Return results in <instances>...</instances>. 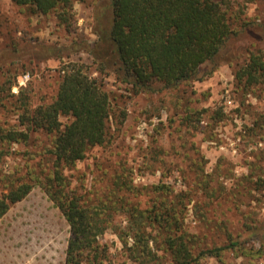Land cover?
Returning <instances> with one entry per match:
<instances>
[{
    "label": "rangeland",
    "instance_id": "1",
    "mask_svg": "<svg viewBox=\"0 0 264 264\" xmlns=\"http://www.w3.org/2000/svg\"><path fill=\"white\" fill-rule=\"evenodd\" d=\"M229 1L234 26L245 21L259 26L230 40L226 53L232 51L231 60L175 88L135 93L112 69L100 72L86 48L97 40L96 16H109V0H74L65 22L55 11L33 13L28 6L0 0V50L9 54L0 58L1 128L24 130L23 113L51 103L72 65L101 79L109 94L105 142L65 170L68 189L82 200L112 204L106 215L113 226L98 239L107 247L103 264H174L150 227L157 257L142 256V263L130 256L133 239L127 236L125 244L119 233L128 231L132 205H176L195 254L225 245L248 226L264 229V90L244 87L234 75L250 53L264 54V0ZM52 142V135L35 131L26 141L0 144V193L11 179L34 183L0 219V264H64L69 225L36 183L52 172ZM121 183L127 188L117 186ZM243 247L258 250L261 240L249 239ZM191 264H264V255L224 249L219 257Z\"/></svg>",
    "mask_w": 264,
    "mask_h": 264
},
{
    "label": "trees",
    "instance_id": "2",
    "mask_svg": "<svg viewBox=\"0 0 264 264\" xmlns=\"http://www.w3.org/2000/svg\"><path fill=\"white\" fill-rule=\"evenodd\" d=\"M12 1L30 7L33 13L55 11L64 22L74 2ZM230 7L229 0H109V16L103 13L96 16L93 32L97 40L87 43L86 48L98 60L100 72L112 69L135 93L172 89L211 75L222 61L232 59L229 55L232 51L226 53L231 39L245 29L259 28L258 23L249 21L241 23L240 27L234 26ZM8 55V51L0 50V58ZM234 75L244 87L261 85L264 90V54L250 53L248 61ZM110 114L111 103L103 81L91 77L81 66L72 65L64 71L51 103L31 111L26 109L23 113L20 123L24 130L0 127V144L26 141L29 132L35 131L53 137L52 172L44 180L37 178L36 183L69 225L64 264H103L107 261V247L98 239L113 226L106 215L112 210V204L82 200L68 189L65 170L83 160L89 149L105 142ZM60 117L67 121L63 124ZM260 118V126H264V114ZM1 155L0 151V159ZM33 184L29 180H9L0 193V219L30 192ZM117 186L127 188L122 183ZM179 210L176 205L164 201L147 209L130 206L126 215L128 231L119 233L125 244L127 236L133 239L130 256L142 263V256L150 260L157 257L150 246L152 237L148 227L161 236L174 264L197 263L209 255L219 257L224 249L242 250L251 255L260 251L264 255V240L260 239L264 229L251 226L237 237L230 235L225 245L202 249L195 254L190 236L182 231ZM255 238L261 240L258 250L243 247V243Z\"/></svg>",
    "mask_w": 264,
    "mask_h": 264
}]
</instances>
